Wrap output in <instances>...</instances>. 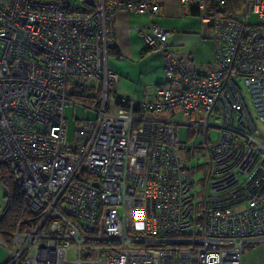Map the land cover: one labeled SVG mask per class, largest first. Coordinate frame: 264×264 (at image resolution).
Listing matches in <instances>:
<instances>
[{
	"label": "built area",
	"instance_id": "obj_1",
	"mask_svg": "<svg viewBox=\"0 0 264 264\" xmlns=\"http://www.w3.org/2000/svg\"><path fill=\"white\" fill-rule=\"evenodd\" d=\"M159 1L0 0V166L31 212L0 236L4 264H240L244 245L264 239V0H240L231 17L181 0L213 36L215 69L204 74L168 46L153 21ZM121 11L147 15L137 30L163 70L151 99L126 106L112 102L106 63ZM73 104L95 118L68 139ZM177 125L200 142L186 146ZM195 153L204 178L193 200Z\"/></svg>",
	"mask_w": 264,
	"mask_h": 264
},
{
	"label": "crops",
	"instance_id": "obj_2",
	"mask_svg": "<svg viewBox=\"0 0 264 264\" xmlns=\"http://www.w3.org/2000/svg\"><path fill=\"white\" fill-rule=\"evenodd\" d=\"M198 15L190 12L189 3L181 0H160L159 13L153 21L162 28L168 29L167 44L177 50L185 58V65L193 68L200 74H204L215 69L213 64L214 40L211 31L206 29ZM148 17L143 13L118 12L115 16V43L107 53V69L116 75L113 84L115 96L112 102L115 103L116 97H121L126 101L141 102L144 99H151L153 90L163 80L161 76L162 52L158 51L155 58L159 59L157 66V78L154 88L145 89L143 93L135 94L128 88L123 87L130 77H135V73L142 74L137 70L131 59L134 55L138 58L151 55V51H144L142 42V32L137 27H144ZM150 53V54H149ZM153 56V55H152ZM69 259L75 258L74 250L68 251ZM73 264V263H65ZM89 264V263H83ZM240 264H264V239H260L244 245Z\"/></svg>",
	"mask_w": 264,
	"mask_h": 264
},
{
	"label": "rangeland",
	"instance_id": "obj_3",
	"mask_svg": "<svg viewBox=\"0 0 264 264\" xmlns=\"http://www.w3.org/2000/svg\"><path fill=\"white\" fill-rule=\"evenodd\" d=\"M234 9L237 10L238 14H241L244 12V4L243 1H238V4ZM197 19H199L198 16H196ZM263 19H258V17L253 14L249 13L247 15V22L250 24H255L257 22H262ZM110 50V49H109ZM158 57V51H151V55H148L147 58L142 57L138 58V55H134L131 59V63L134 64L137 70L142 71V74L135 73V77H130L126 82L123 83V87L128 88L130 91L134 92L135 94L143 93L145 89L154 88L155 83L157 82V78H161L162 76V66H161V76L159 74L157 75V66L155 63L161 59V57L158 59L155 58L154 53ZM149 53V54H150ZM153 55V56H152ZM162 65V62H161ZM85 104H89L90 101L83 98H78ZM119 106H115L114 110H117ZM63 116L66 120V137L68 139L72 138L73 130L75 128L77 121H82L85 119H94L95 113L92 110H89L87 108H83L78 104H73L72 106H67L63 110ZM162 117H172L171 113H166L161 115ZM176 121H181L185 117H182L180 114L173 116ZM178 127V136L180 140L186 145L189 146L191 143L198 144L201 140V135H193L191 133V130L188 129L184 125H177ZM218 132L216 128H211L209 132V140L211 142H214L217 140ZM195 157L192 158V161L190 163H186L188 167H192V169L189 171V180L191 185V194L193 196V200L199 199L201 196L200 191L202 190V180L204 178V171L198 170L196 167V164H201L204 162V158L202 154L195 153ZM189 161V159H187ZM7 188L3 185V183L0 181V218L2 216V212L6 206L7 203ZM1 238L7 242L8 236L3 235L0 233ZM8 260L7 253L3 246L0 245V264H4Z\"/></svg>",
	"mask_w": 264,
	"mask_h": 264
},
{
	"label": "trees",
	"instance_id": "obj_4",
	"mask_svg": "<svg viewBox=\"0 0 264 264\" xmlns=\"http://www.w3.org/2000/svg\"><path fill=\"white\" fill-rule=\"evenodd\" d=\"M218 1H221V3ZM240 0H208L209 7L204 11L205 16L213 17H231L234 13V7ZM190 12L200 17V11L189 3ZM114 47V46H113ZM144 51H149L144 48ZM116 95V94H115ZM121 97L115 99V103L126 106L128 101H121ZM0 181L7 188V203L0 218V232L8 236L15 228L16 224L24 219L31 217V212L25 205L23 193L18 189L14 178L7 165L0 166Z\"/></svg>",
	"mask_w": 264,
	"mask_h": 264
}]
</instances>
